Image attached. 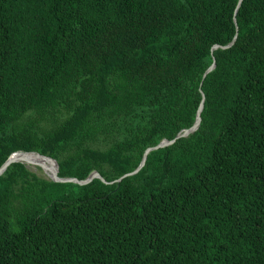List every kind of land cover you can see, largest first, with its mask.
I'll return each mask as SVG.
<instances>
[{"label": "trees", "instance_id": "1", "mask_svg": "<svg viewBox=\"0 0 264 264\" xmlns=\"http://www.w3.org/2000/svg\"><path fill=\"white\" fill-rule=\"evenodd\" d=\"M237 1L0 0V167L114 181L204 95L119 183L9 165L0 264H264V0Z\"/></svg>", "mask_w": 264, "mask_h": 264}, {"label": "water", "instance_id": "2", "mask_svg": "<svg viewBox=\"0 0 264 264\" xmlns=\"http://www.w3.org/2000/svg\"><path fill=\"white\" fill-rule=\"evenodd\" d=\"M243 0H238L237 1V5H236V8H235V14L240 6V4L242 3ZM235 14H234V18H233V21L235 23V27L237 29V25H236V18H235ZM236 38H237V33L235 34V36L233 37V39L227 44V45H224V46H214L212 49H228L230 48L236 41ZM215 68V61L213 60L212 64L207 68V70L204 72L203 74V79L206 77L207 74H209L213 69ZM200 93L202 95V99H201V102L199 104V107L196 111V117H195V121L193 123V125L188 128V129H184L182 131H180L174 139L172 140H162L158 145L154 146V147H151V148H147L145 150V152L143 153V156H142V160L139 164V166L133 170L132 172H129V173H126L124 175H122L121 177H119L118 179L114 180V181H110V182H106L104 180V178L97 172V171H93L91 172L88 177L84 180H78L76 178H70V177H65V178H61L58 176V164L57 162L50 158V157H47V156H44V155H41L37 152H15V153H12L8 158L7 160L1 165L0 167V176L4 173V171L7 169V167L11 164H14V163H21L23 164L27 169L28 168V164L22 160L21 158L19 157H16V155L18 153H22V154H34V155H37L41 158H45L49 161H51L53 163V167L52 168H49V169H45L43 168L41 165H38V167H40L44 173H45V178L52 181V182H56V183H74V184H77V185H86V184H89L92 180L94 179H98L100 180L102 183L104 184H114V183H119L121 180H123L124 178L126 177H129V176H133L135 174H137L139 172V170L144 166L145 162H146V159H147V155L150 151H153V150H157L159 148H165V147H168L170 145H172L177 139L179 138H186L188 137L190 134L194 133L199 125H200V121H201V112H202V109H203V103H204V95L202 93V91L200 90Z\"/></svg>", "mask_w": 264, "mask_h": 264}, {"label": "bare ground", "instance_id": "3", "mask_svg": "<svg viewBox=\"0 0 264 264\" xmlns=\"http://www.w3.org/2000/svg\"><path fill=\"white\" fill-rule=\"evenodd\" d=\"M16 157L21 158L27 164L41 165L45 169H49L53 167V163L45 158H41L34 154H22L18 153Z\"/></svg>", "mask_w": 264, "mask_h": 264}, {"label": "rangeland", "instance_id": "4", "mask_svg": "<svg viewBox=\"0 0 264 264\" xmlns=\"http://www.w3.org/2000/svg\"><path fill=\"white\" fill-rule=\"evenodd\" d=\"M28 165H29L28 166L29 170L34 172L38 176H40V177H45L46 176L44 171L40 167H38V165H34V164H28Z\"/></svg>", "mask_w": 264, "mask_h": 264}]
</instances>
